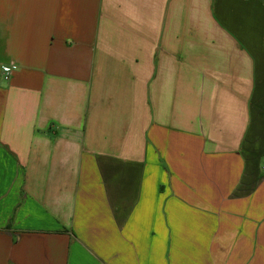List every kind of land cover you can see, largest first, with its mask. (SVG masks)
<instances>
[{"label":"crops","instance_id":"obj_1","mask_svg":"<svg viewBox=\"0 0 264 264\" xmlns=\"http://www.w3.org/2000/svg\"><path fill=\"white\" fill-rule=\"evenodd\" d=\"M0 264H264V0H0Z\"/></svg>","mask_w":264,"mask_h":264},{"label":"built area","instance_id":"obj_2","mask_svg":"<svg viewBox=\"0 0 264 264\" xmlns=\"http://www.w3.org/2000/svg\"><path fill=\"white\" fill-rule=\"evenodd\" d=\"M16 70H18V68L17 67H15V66H4L3 67V71H4V78L5 79H8V77H9V75L12 73V72H14V71H16Z\"/></svg>","mask_w":264,"mask_h":264}]
</instances>
